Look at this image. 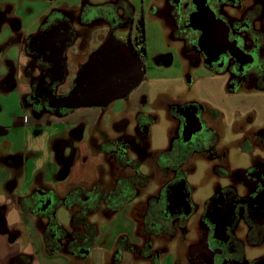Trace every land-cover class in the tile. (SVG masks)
<instances>
[{"label":"flooded vegetation","instance_id":"flooded-vegetation-1","mask_svg":"<svg viewBox=\"0 0 264 264\" xmlns=\"http://www.w3.org/2000/svg\"><path fill=\"white\" fill-rule=\"evenodd\" d=\"M168 4L175 17V36L183 42L184 48L201 60L211 72L212 79L226 85L229 93H219L218 102L215 99H201L169 103L166 109L171 122L168 144L159 151H152L147 144L145 154H142L145 147L142 138L147 125L143 119L148 116L131 108H124L118 113L114 111V116L107 123L98 122L102 124L105 139L100 137L99 129L91 128L90 131L93 144L90 152L103 161L98 165L101 169L99 178L91 185L68 190L62 197L36 190V198L31 206L35 207L37 215L50 213V209L60 203L74 212H81L80 223L90 225V240L98 233L95 236L96 224L89 222V217L100 212L106 220H111L117 212L130 210L135 231L140 226V236L135 235V239L141 242H133L121 235L114 255L136 252L144 264H161L160 252L164 246L160 241L176 237L186 228L195 235L185 247L186 258L191 262L264 264V155L251 156L247 166L235 168L231 157L225 153L230 144L243 152L251 153L255 148L264 152V117L260 113L263 107L255 109L253 114L249 112H253L254 108L247 107L245 120L236 107L232 108L231 114L236 120L229 121L227 125L234 132V138L231 137L226 144L227 135L222 125L227 114L216 106L227 103L224 101L226 99L239 96L240 89L252 90L253 87L260 94H244L248 98L258 99L262 95L260 99L263 103L264 0H169ZM112 7L111 13L103 15L108 35H115L123 25L119 9L127 12L125 16H130L132 11L121 0ZM196 14H201L205 19L192 24L191 17ZM92 23L90 21V27ZM62 24L50 23L25 42L26 52L31 58L26 71L31 76L27 104L37 114L45 111L55 115L59 109L60 117H64L75 111L51 108L53 98L67 96L75 85L68 93L59 95L65 81L63 84L55 82V60L51 56L55 49L46 43L47 33ZM70 33L73 41L66 56L78 39L73 28ZM124 43L143 59L140 44L133 41ZM97 50L92 48L87 54L77 77ZM110 105L98 109H103L102 113L107 114ZM134 141L136 143L132 144ZM97 144L98 148L95 147ZM140 167L146 168L144 175ZM198 171L204 177V184L209 180L210 187L203 184L200 190H204V193L196 198L198 192L194 190L190 178ZM103 178H113L114 187L106 190L100 183ZM154 180L159 185L155 192V189L148 190ZM49 231L53 232L52 229ZM56 236L53 232L50 235L52 239L46 240L53 249L57 247L54 245ZM154 245L158 248L154 249ZM248 248L253 250L250 260L247 258ZM16 262L23 264L20 259Z\"/></svg>","mask_w":264,"mask_h":264},{"label":"rangeland","instance_id":"rangeland-1","mask_svg":"<svg viewBox=\"0 0 264 264\" xmlns=\"http://www.w3.org/2000/svg\"><path fill=\"white\" fill-rule=\"evenodd\" d=\"M46 1L26 0L25 3L21 2L22 7L18 10L23 17L21 33L27 31L30 36L39 31L40 11L43 7H51L49 3L54 0ZM61 1L55 2L54 8L61 5ZM124 1L131 6L132 11L130 16H125L127 12L119 9V15H122L124 22L122 27L116 31L115 36L122 42L133 41L134 44L138 43L141 46L144 42L145 50L141 51V56L145 65V80L128 98L111 104L107 114H103V109L98 108L77 109L64 117H58L45 111L37 114L27 104L31 92V76L26 71L31 64L30 60L20 62L22 66L20 71H18L16 63L10 61L7 63L8 73L6 72L5 77H0V162L4 166H12L13 174H10L8 182H6L7 179L0 180V184L3 185L0 188V193L7 192L8 188L16 185L22 195H31L33 191L42 190L62 197L68 190L78 188L80 185H91L95 179L99 178L101 169L98 165L103 161L90 152V147L93 145L90 131L91 128L99 129L100 137L105 139L106 134L101 131L102 124H98V122L107 123L114 116V111L118 113L124 108H131L148 116L147 119L146 117L143 119L147 125V131L142 138L145 141L142 154H145L147 144L152 151L164 149L168 144L171 122L167 117L166 109L169 103L201 99L208 101L215 99L218 102L220 100L219 93L223 95L229 93L226 85L223 86V82L215 78L212 79L211 72L206 69L201 60L189 49L184 48L183 42L175 36V17L169 9V0ZM77 2L83 8L85 3L97 6L102 3L105 5L110 0H77ZM54 8L48 13L51 14ZM112 8L110 5L92 10L88 7L85 9V19L93 21L90 27V45L94 50H97L102 44L97 43L95 39L102 33L105 38L108 35V31L105 29L107 27L103 22L97 20V17L108 15ZM68 14L73 20L77 19L75 9L68 10ZM57 23H60V20H57ZM2 26L8 34L11 33L13 22L6 12H4V17L0 18V27ZM76 28H82L83 32L86 31L85 26L80 24H77ZM141 28H144L143 32ZM140 37H142V42H138ZM69 51L78 53L79 46L71 48ZM4 52V48L1 47L0 54ZM73 67V62L67 64L68 70ZM76 80L77 74L69 73L65 80L66 87H69L61 90L59 95L68 93ZM256 90V87H253L252 90L240 89L239 96L224 100L227 103L223 106L233 105L231 107H236L237 112H240L244 116L242 119L245 120L247 107L254 108L253 112H249L253 114L256 112L255 109L263 106L262 99H260L262 95L258 99L248 98L244 94L246 92L260 94ZM222 98L224 99V96ZM234 119L236 120L234 114L229 112L222 125L223 132L227 135L226 144L230 142L231 137L234 138V132H231L227 125ZM58 133H60L59 136H57ZM135 143L134 141L132 144ZM62 144L66 146L61 148ZM98 146L97 144L95 147L98 148ZM225 153L231 157L235 168L239 165L247 166L248 159L251 162V156L264 155V152L258 148L248 153L243 152L239 147L232 146V144L226 147ZM8 160L19 163L9 165ZM231 169L234 170V168ZM140 171L144 175L146 168L140 167ZM190 181L195 187L194 190L198 192L196 195L198 198V195L204 193V190H200L201 187H204L202 173L198 171L194 177L190 178ZM100 183H103L106 190L114 187L113 178L109 180L103 178ZM208 183L209 180L204 184L205 187H210ZM158 187L159 185L154 180L153 184H149L148 190L155 189V192ZM7 208L10 209L9 206ZM50 211V213L39 214L34 218L41 224L46 240L52 239L50 235L53 232L57 234L54 239L57 241L54 243L56 248L64 245L59 249L72 252L90 251L88 255L78 253L81 259L79 264H112L107 260V253L121 235L128 236L133 242H141V240L135 239V235L140 236V226L138 225V229L135 231L130 210L117 212L111 220H106L100 212L89 217V222L96 224L95 228L98 233L95 238L90 240L89 248H84V236H88L90 229L87 231L73 230L72 210L69 207L62 203L55 204ZM49 229H52L53 232ZM32 233V230L27 226L22 229L15 227L14 233L11 235V244H14L16 249L25 248L31 241ZM179 233H181L180 236ZM179 233L176 237L160 241L164 246L160 252L161 264H198L196 261H189L185 251L190 238L195 237L194 232L186 228ZM155 248L158 246L154 245ZM252 252L253 250L248 248L247 258L249 260L252 259ZM113 255L114 252L111 256L114 257ZM133 256L137 261L140 260V256L136 252L133 253ZM47 257L41 255L40 264H68L67 260L62 257L55 259ZM135 264L138 263L135 262Z\"/></svg>","mask_w":264,"mask_h":264},{"label":"crops","instance_id":"crops-1","mask_svg":"<svg viewBox=\"0 0 264 264\" xmlns=\"http://www.w3.org/2000/svg\"><path fill=\"white\" fill-rule=\"evenodd\" d=\"M37 2H40V0H35ZM46 1V0H45ZM61 0H54L51 1V7L46 6L43 7L39 14V31L48 26L50 23L57 24V20H60V22H69L70 25L73 27V29L78 34V39L75 40L74 45L71 47L74 49V47L79 46L78 53L69 51L67 54V64L69 62L74 63V67L71 70H68L69 73L77 74L79 67L81 63H83L86 58L87 54L92 49L90 45V20L85 19V9L88 7L90 9L94 8H104L106 6H114L118 2V0H110L107 4H100L97 6H92L89 3H85L84 7L82 8L77 0H62L60 3L61 5L57 6V8H54V3L59 2ZM76 1V2H75ZM21 2L25 3L26 0H0V18L4 17V12L8 13L12 22L13 27L11 28V33L8 34L6 30H3V27H0V48H4V53L0 54V77H5L8 73L7 70V63L14 62L16 63V66L18 68V71L21 70V61L30 60V56L27 54L25 49V42L28 37L33 36L36 33H33L32 35L28 36V32H22V22L23 17L20 14V11H18L22 5ZM47 2V1H46ZM122 4L124 6H128L131 8V6L125 2L124 0H121ZM48 3V2H47ZM53 6V7H52ZM50 7V8H49ZM52 10V13H48L49 10ZM75 9L77 14V19L73 20L68 14V10ZM102 17V18H101ZM100 21L103 23L105 22V18L103 15H101ZM80 24L81 26H85V32L82 31V28H76V25ZM30 28V27H29ZM94 29V28H93ZM108 31V28H105ZM86 34V35H85ZM100 34L95 41L99 44L104 41V36ZM19 39V40H18ZM98 39V40H97ZM14 41V42H13ZM31 61V60H30ZM69 87V86H67ZM66 87V84H64L60 89L65 90L68 89ZM218 108L222 109L223 111L227 113L232 112L231 106L224 107L223 105H216ZM263 111L260 112L264 117V100H263ZM60 133L57 134L59 136ZM63 146H66L65 144H62ZM62 146V148H63ZM7 163L9 165H14L19 163L18 161L14 160H8ZM10 174H13L12 166H4L2 162H0V180H8L10 179ZM5 182V183H6ZM2 183V182H1ZM3 185L0 184V188ZM9 189V190H8ZM7 192H1L0 193V264H18L16 260L20 259L23 261V264H40V256L43 255L45 258L48 256L50 259H55L58 257H62L67 260L68 264H79L81 262V259L79 258V254L77 252H59V253H49L47 248V241L46 236L44 235V232L41 229V224L36 221L34 218L37 216L35 212V207L31 206V202L35 200V196H32L35 194V191L32 192L31 195H22L21 192H19V187L17 188L16 185L12 186L11 188H8ZM33 190V189H32ZM66 194V193H65ZM10 207L8 209L7 207ZM28 227L32 230V237L29 244L23 248V249H16L14 244H11V235L14 233V228H24ZM123 236V235H122ZM126 236V235H125ZM121 237V236H120ZM128 237V236H127ZM118 241V240H117ZM117 241L113 244L111 247V250L107 253V260H109V263L112 264H135L137 262L140 264L142 261H137L134 259V256L131 252H123L120 255H113L115 246ZM64 246V245H63ZM63 246H59V248H63ZM54 248V249H59ZM91 250V249H89ZM86 253V255L89 254ZM80 255H82L80 253ZM47 257V258H48Z\"/></svg>","mask_w":264,"mask_h":264},{"label":"water","instance_id":"water-1","mask_svg":"<svg viewBox=\"0 0 264 264\" xmlns=\"http://www.w3.org/2000/svg\"><path fill=\"white\" fill-rule=\"evenodd\" d=\"M204 19L201 14L191 17L192 24ZM72 28L65 22L47 33L46 43L55 49L51 56L55 60L53 71L56 75L55 82L58 84H63L66 79V53L73 41L70 33ZM144 80L143 61L132 48L111 33L93 53L92 60L83 66L69 94L53 98L54 103L51 108L55 110L59 107L67 110L106 108L115 101L127 98ZM51 97H53L52 92ZM54 114L58 117L62 116L59 109ZM85 253L88 251H81V254Z\"/></svg>","mask_w":264,"mask_h":264},{"label":"trees","instance_id":"trees-1","mask_svg":"<svg viewBox=\"0 0 264 264\" xmlns=\"http://www.w3.org/2000/svg\"><path fill=\"white\" fill-rule=\"evenodd\" d=\"M144 26V24H143ZM142 32L144 31V28H141ZM138 42H142V37H140V39L138 40ZM142 50H145V44L143 42V45L141 46V51ZM87 216V215H85ZM79 217H81V212H74L72 211V224H73V230L76 231L77 229H81V230H85L87 231L88 229H90V225L88 224H82L80 223V220H79ZM94 233H95V236L97 235V230L96 228L94 227ZM88 236H84V248L87 247L89 248L90 246V232L88 233ZM83 247V246H82ZM47 248H48V252L49 253H59V252H63L64 250H61V249H53L52 247H50L48 244H47ZM64 252H67V253H70L71 251L69 250H65ZM77 252V251H76ZM80 254V252H77Z\"/></svg>","mask_w":264,"mask_h":264}]
</instances>
